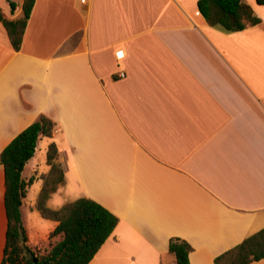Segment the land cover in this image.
<instances>
[{
  "label": "crops",
  "instance_id": "crops-1",
  "mask_svg": "<svg viewBox=\"0 0 264 264\" xmlns=\"http://www.w3.org/2000/svg\"><path fill=\"white\" fill-rule=\"evenodd\" d=\"M12 1L0 8L19 18ZM197 2L35 0L18 51L0 22V152L41 114L56 124L21 172L35 176L20 206L27 246L57 224L36 207L51 142L65 183L46 206L88 197L118 218L88 264H176L173 236L191 264H215L264 227V0H243L259 22L237 31ZM4 191L0 163V262Z\"/></svg>",
  "mask_w": 264,
  "mask_h": 264
},
{
  "label": "trees",
  "instance_id": "trees-1",
  "mask_svg": "<svg viewBox=\"0 0 264 264\" xmlns=\"http://www.w3.org/2000/svg\"><path fill=\"white\" fill-rule=\"evenodd\" d=\"M11 12L15 3L7 0ZM35 0H23L22 15L19 18H6L0 8V22L4 26L14 50L21 47L23 32ZM263 2V0H258ZM197 6L206 21L225 31H237L246 27L244 20L254 25L259 18L243 0H198ZM56 128L55 122L44 114L17 133L0 152V163L4 171V205L7 229L3 258L0 264H88L95 253L110 236L118 218L100 203L88 197H79L66 202L57 209H50L46 201L65 183L64 171L59 160L58 147L51 142L46 150V163L49 170L41 175L43 185L39 192L36 207L45 218L57 221L49 234L47 249L40 252L26 245V234L21 221L20 206L34 174L25 181L21 172L27 160L34 154L37 140L51 137ZM53 236L59 240L51 243ZM191 244L177 236L168 240V252L174 256L176 264H191L189 253ZM264 258V227L242 242L217 255L215 264H247Z\"/></svg>",
  "mask_w": 264,
  "mask_h": 264
},
{
  "label": "rangeland",
  "instance_id": "rangeland-1",
  "mask_svg": "<svg viewBox=\"0 0 264 264\" xmlns=\"http://www.w3.org/2000/svg\"><path fill=\"white\" fill-rule=\"evenodd\" d=\"M8 10V9H7ZM62 165V164H61ZM63 168V167H62ZM59 240V236H53L51 239H50V242L51 243H55L56 241H58ZM48 243H49V236H48V238H47V240H42V241H40V243L38 244V246H39V248H34L35 250H37V251H40V252H42V251H44L45 249H47V245H48Z\"/></svg>",
  "mask_w": 264,
  "mask_h": 264
},
{
  "label": "built area",
  "instance_id": "built-area-1",
  "mask_svg": "<svg viewBox=\"0 0 264 264\" xmlns=\"http://www.w3.org/2000/svg\"><path fill=\"white\" fill-rule=\"evenodd\" d=\"M86 0H80L81 3H84ZM120 75H123V72L120 73Z\"/></svg>",
  "mask_w": 264,
  "mask_h": 264
},
{
  "label": "water",
  "instance_id": "water-1",
  "mask_svg": "<svg viewBox=\"0 0 264 264\" xmlns=\"http://www.w3.org/2000/svg\"><path fill=\"white\" fill-rule=\"evenodd\" d=\"M31 264H38L35 260H33L32 262H31Z\"/></svg>",
  "mask_w": 264,
  "mask_h": 264
}]
</instances>
